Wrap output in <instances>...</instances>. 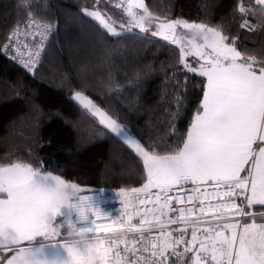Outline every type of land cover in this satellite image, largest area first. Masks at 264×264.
Listing matches in <instances>:
<instances>
[{"label":"trees","instance_id":"1","mask_svg":"<svg viewBox=\"0 0 264 264\" xmlns=\"http://www.w3.org/2000/svg\"><path fill=\"white\" fill-rule=\"evenodd\" d=\"M97 1L0 0V165L27 162L78 187L141 188L143 159L73 94L83 92L145 149L162 153L187 133L206 81L183 67L170 40L140 31L110 34L83 11ZM144 2L161 22L222 26L241 59L253 57L254 66L264 59V17L240 12L264 8L256 0ZM97 4L117 18L101 0ZM32 17L53 25L34 74L1 53L11 30ZM127 208L129 223L137 226L135 209ZM13 252L3 251V263Z\"/></svg>","mask_w":264,"mask_h":264},{"label":"snow or ice","instance_id":"2","mask_svg":"<svg viewBox=\"0 0 264 264\" xmlns=\"http://www.w3.org/2000/svg\"><path fill=\"white\" fill-rule=\"evenodd\" d=\"M256 3L264 5V0H256ZM133 7L143 8L144 15L138 16L132 11ZM249 11L252 14L259 11L264 17V8H240L242 13ZM128 14L137 28L142 32L148 31L144 21L150 13L143 0H129ZM88 15L100 18L95 12ZM29 23L41 29L44 38L53 29L51 23L36 20ZM178 26L201 33L203 44H192L187 51L181 48L180 58L183 62L188 55L199 57L203 63L197 61L198 68L186 62L184 68L205 78L206 82L203 98L190 127L183 137L178 138L175 146L162 153L157 152L154 146L145 150L137 140L129 137L116 118L107 115L83 92H75L73 98L83 108L99 116L100 122L111 133L134 145L143 157L146 183L130 191L120 190L125 207L135 208L137 204H143L140 194L151 189L158 190V203L163 197L161 215H164L163 209L169 207L172 197L168 194L174 189L177 191V203H183L188 186L197 193L207 191L205 186L211 187L221 198L222 202L216 205L218 215L215 219L223 222L205 228L202 240L198 238L196 227L192 228L190 240L185 239L186 229L173 236L164 230V222L157 217L160 234L151 239L141 234V251L150 252L149 257H140L143 264H166L165 253L169 249L178 257L194 252L195 255L189 258L190 264H264V211H249L256 207L264 209V59L255 66L253 57L241 59L242 54L234 46L235 41L225 35L222 26L169 20L160 23L158 30L151 35L176 44L179 41L173 38V34ZM104 27L116 34L109 24L104 23ZM5 47L11 49L12 42ZM205 49H210V52ZM17 55L23 58L25 53L18 51ZM40 56L37 46V50L28 51L21 61L22 66L34 72ZM49 182L54 183V187H49ZM80 191L77 184H69L59 175L41 171L27 162L18 160L0 165V264H3L5 258L2 253L6 249L15 252L7 259V264H109L111 248H105V241L95 237L101 225L90 218L88 209L91 208L92 215L97 218L105 215L93 207L92 197L81 195ZM187 199L192 200L191 194ZM62 208L74 213L65 217L63 223L57 220L62 215ZM179 212L177 219L185 221V209L180 208ZM200 212H204L203 207ZM229 214L240 219H225ZM177 219L169 222L177 223ZM146 223L150 222L142 219L140 228H137L121 222L120 228L139 232ZM62 227L68 229L62 243L68 259L51 262L39 259L40 250L33 251L31 242L38 236L46 241L58 237ZM77 230H85L88 240L73 246L70 233ZM103 231L112 229L105 227ZM25 241L28 246L20 247ZM178 245H184V253L177 252ZM131 250L125 249L126 252ZM157 257L159 259H155ZM116 264H127V261L116 253ZM132 264H139V261Z\"/></svg>","mask_w":264,"mask_h":264},{"label":"built area","instance_id":"3","mask_svg":"<svg viewBox=\"0 0 264 264\" xmlns=\"http://www.w3.org/2000/svg\"><path fill=\"white\" fill-rule=\"evenodd\" d=\"M30 20H36L44 23L39 17H32L27 22L22 25L15 26L6 42L1 47V53L10 61L14 62L18 67L24 71L34 74V72H29L22 66V59L26 58L28 51L38 50L41 53L38 66L42 60L44 51L46 50L51 33L47 38L41 35V29L31 25ZM15 34V35H14ZM12 42V48L8 49L5 46ZM18 51H24L25 56L23 58L17 55ZM16 56L17 58H14ZM37 66V67H38ZM37 69V68H36ZM188 193H184L183 203H177L175 197L177 191L174 189L168 195L172 197L169 207L163 209L164 215H161L160 204L164 203L163 197H161L160 202L156 200L157 189H151L148 193H141L140 198L144 200L143 204H137L134 208L136 211V221L137 228H140L141 220H145L146 223L139 232L133 231L128 232L126 229L120 228V223H129L127 217V207L123 202L122 197H120L119 192L122 188H100L95 186H82L79 187L80 194L92 197V204L94 208H98L102 215L99 218L92 215V209H88V213L91 219H95L98 224L101 225L100 229L95 232V236L108 237L111 252L109 253V263L116 264V253H119L122 260H126L127 264H132L133 261H139V264H143L140 257H149L150 252H142L141 245L143 241L141 240V234L146 238H153L160 234V226L157 224L156 218L159 217L161 221L164 222V230L171 232L173 236L179 235V230L186 229L185 239H191L192 228L196 227L197 235L199 239L204 236V229L209 225H213L218 222L215 217L218 215L216 205L221 203V198L217 197L215 192L211 187L205 186L207 191L202 190L201 192H192L191 187L188 186ZM125 191H130L131 189H125ZM103 190V191H101ZM191 194L192 200L187 199V195ZM203 202V203H201ZM204 208V212H200V208ZM185 209V221H179L177 218L180 215L179 209ZM188 209H192L191 212ZM67 215H74L70 213L67 209ZM107 216V217H106ZM177 219V223H170L169 221ZM225 219L236 220L240 217L234 215H226ZM247 219V218H245ZM107 227L112 229L110 232H105L103 229ZM198 246V245H197ZM125 249H132L131 251H125ZM178 253H184V245L177 246ZM195 255L194 252L184 253L182 257L172 254L171 249L165 253L167 257L166 264H190L189 258ZM159 259V257L155 258Z\"/></svg>","mask_w":264,"mask_h":264},{"label":"rangeland","instance_id":"4","mask_svg":"<svg viewBox=\"0 0 264 264\" xmlns=\"http://www.w3.org/2000/svg\"><path fill=\"white\" fill-rule=\"evenodd\" d=\"M98 1H100V0H98ZM97 2H96V4H93V5L85 7L83 9V11L87 15H88L89 12L98 13L99 17H100L99 19H97L95 16H91V17L94 18L96 21H98L101 24L102 27H104V23L109 24L115 30V33H116V34L110 33L104 27L110 34H112V35H120V34L129 32V31H140V32H142L139 28L136 27L135 23L132 21V17L129 16V14H128L129 0H101L103 5H107V6L111 7L113 9V11H115L117 13V18L112 17L105 9L99 7ZM143 3L145 5L144 0H143ZM132 11L135 12L138 16L139 15H144L143 8L133 7ZM101 21H103L104 23H101ZM179 21H187V20L179 19ZM187 22H189V23H200V22H196V21H187ZM160 23H162L161 20H159L158 18H156V17H154L153 15L150 14V16L144 21V26L146 28H148V31L144 32V33L151 34L153 31H157L158 30V25ZM180 30L181 31H177V33H176V35L174 37L175 39H177L179 41L178 43H176L174 45L177 46L180 51H181V48H183V49H185L187 51L188 49L191 48L192 44H197V45L203 44V37H202L201 33H199L198 31L185 29L183 27H181ZM205 51L206 52H210V49H205ZM197 61H199V63H203V61L200 60L199 57L188 55V56L184 57V61L182 62L183 63V67H184V63L186 62V63H191L193 65V67H197L198 68L199 64L197 63ZM73 97H74V94H73ZM93 103L97 107H99L102 111H104L107 115H109L103 108H101L94 101H93ZM88 111L90 112V110H88ZM91 115H93L100 122V117L99 116L94 115L92 113H91ZM103 126L106 127L105 125H103ZM127 132L129 133V137L130 138H134L135 140H137L128 130H127ZM119 138L121 140H123L121 137H119ZM126 144L130 148H132L136 153H138L140 155V153L136 150L134 145H131V144H128V143H126ZM258 144H259V141H258ZM141 147H143V146L141 145ZM255 147H256V145H255ZM145 150H147V149H145ZM53 175H55V174H53ZM48 186L49 187H54V183L49 182ZM125 189H133V188H125ZM128 209L129 208H127V210ZM132 209H134V208H132ZM249 211L252 212L253 209H249ZM61 213H62V215L58 216L57 220L59 222L63 223L65 217L68 216L67 215L68 214L67 213V208H62L61 209ZM67 230L68 229L66 227H62L61 228V235L58 236V237H54V238H52V239H50L48 241L44 240V238L41 237V236L35 237L34 240L31 242V246L33 248V251H36L38 249L40 250L38 258L41 259V260H47L49 262L54 261V260H56V261H66L68 259V257H67L66 251L62 247V243L64 241L65 234H66ZM95 237L98 238V239L104 240L105 241V248H109L110 244H109V241H108L109 240L108 237H104V236H95ZM202 239H204V236H203ZM19 246L20 247H27L28 246V242H26V241L22 242V244L19 245ZM4 251H8V250L6 249ZM208 259L210 260V253L208 254Z\"/></svg>","mask_w":264,"mask_h":264},{"label":"clouds","instance_id":"5","mask_svg":"<svg viewBox=\"0 0 264 264\" xmlns=\"http://www.w3.org/2000/svg\"><path fill=\"white\" fill-rule=\"evenodd\" d=\"M81 218L83 219V216H81ZM70 236H71L70 242L73 246H75L80 242H85L88 240V234L85 230H77L73 233H70Z\"/></svg>","mask_w":264,"mask_h":264},{"label":"crops","instance_id":"6","mask_svg":"<svg viewBox=\"0 0 264 264\" xmlns=\"http://www.w3.org/2000/svg\"><path fill=\"white\" fill-rule=\"evenodd\" d=\"M178 27H179V26H178ZM180 27H181V26H180ZM182 30H183V29H182ZM178 31H181L180 28H178ZM262 146H264V145H262ZM254 147H255V145H254ZM137 154H138V153H137ZM138 155H139V154H138ZM139 156L142 158L141 155H139ZM142 159H143V158H142ZM246 167H247V166H246ZM242 175H244V173H242ZM252 209H253L252 212H254V209H255V208H252ZM215 224H216V223H215ZM213 225H214V224H213ZM13 255H15V252H13V254L10 256V258H11ZM10 258H9V259H10ZM3 264H7V260H6Z\"/></svg>","mask_w":264,"mask_h":264},{"label":"water","instance_id":"7","mask_svg":"<svg viewBox=\"0 0 264 264\" xmlns=\"http://www.w3.org/2000/svg\"><path fill=\"white\" fill-rule=\"evenodd\" d=\"M177 31H178V27H177V29H176V32L173 34V38L175 37ZM170 41H171V40H170Z\"/></svg>","mask_w":264,"mask_h":264}]
</instances>
